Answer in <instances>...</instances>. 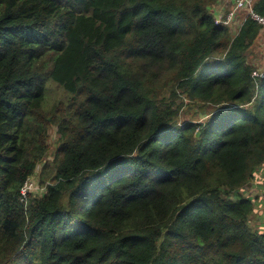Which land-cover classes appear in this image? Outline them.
I'll use <instances>...</instances> for the list:
<instances>
[{"label": "trees", "instance_id": "obj_1", "mask_svg": "<svg viewBox=\"0 0 264 264\" xmlns=\"http://www.w3.org/2000/svg\"><path fill=\"white\" fill-rule=\"evenodd\" d=\"M218 1L0 0V264H264V26Z\"/></svg>", "mask_w": 264, "mask_h": 264}, {"label": "rangeland", "instance_id": "obj_2", "mask_svg": "<svg viewBox=\"0 0 264 264\" xmlns=\"http://www.w3.org/2000/svg\"><path fill=\"white\" fill-rule=\"evenodd\" d=\"M234 8V6L227 12L229 13L230 11H232V9ZM226 13V14H227ZM224 14V15H226ZM236 28V26H235ZM256 47H257V43L255 44V46L253 47V49L251 50V54L250 56H252L253 54V51L256 50ZM252 59V58H251ZM264 68V65L261 66V67H256L257 71H262ZM264 74V72L262 73ZM53 86L52 88V95H51V92H50V86ZM52 81H49L48 83V88L47 89V94H46V101H45V104H44V109L46 111H51L52 108L54 107L55 104H57L59 101L57 100H60V99H66L67 98V95L65 93H62V91H60L58 88H56ZM181 101L179 100L178 101V104H180ZM198 111L199 109L197 107L195 108H191L189 107L188 105H186L182 112H181V116H180V123H185L186 121L190 120V119H194V120H200V121H204L206 120L208 117L206 115H199L198 116ZM55 140H56V133H55V130H52L51 131V142H50V155H54L55 151H56V148H57V144L55 143ZM53 158L52 157H49L47 159V161H52ZM42 168V165H40L38 168H37V171H36V174L31 178L33 179V185L37 186V187H41L40 185V182H39V173H40V170ZM253 186H249L248 188H246L245 190V194L247 196H251V195H254L256 192L254 190H252ZM258 218L257 217H254L252 216L251 217V220L249 222V225L251 227V229L254 231V230H258Z\"/></svg>", "mask_w": 264, "mask_h": 264}, {"label": "crops", "instance_id": "obj_3", "mask_svg": "<svg viewBox=\"0 0 264 264\" xmlns=\"http://www.w3.org/2000/svg\"><path fill=\"white\" fill-rule=\"evenodd\" d=\"M234 2L235 0H219L211 11L215 17L222 16L233 7ZM241 16L244 15L238 14L234 26L238 27V25L240 24V18H242ZM251 58L256 67H261L264 65V29L261 32L260 38L257 41L256 50L253 51ZM251 186H253L252 190L256 192L251 196L255 197L264 195V167L259 170L258 177L251 183Z\"/></svg>", "mask_w": 264, "mask_h": 264}, {"label": "built area", "instance_id": "obj_4", "mask_svg": "<svg viewBox=\"0 0 264 264\" xmlns=\"http://www.w3.org/2000/svg\"><path fill=\"white\" fill-rule=\"evenodd\" d=\"M253 2L254 0H235L234 5H233L234 8L232 9V11H230L226 15H222L221 17L215 18V23L217 25L220 24L222 26H226L232 29L238 14H244L246 17L250 15L253 20L257 21L260 25L264 26V16H260L254 12ZM243 21H241L240 25H238L239 28L243 24ZM263 72H264V69L262 71L256 70L253 73V77L264 76V74H262ZM32 183H33V180L30 179L25 184L24 188L22 189L23 197L26 196L27 191L35 188V185H33Z\"/></svg>", "mask_w": 264, "mask_h": 264}, {"label": "clouds", "instance_id": "obj_5", "mask_svg": "<svg viewBox=\"0 0 264 264\" xmlns=\"http://www.w3.org/2000/svg\"><path fill=\"white\" fill-rule=\"evenodd\" d=\"M244 15V14H243ZM218 17H221V16H218ZM215 18H217V17H215ZM240 22H241V18H240ZM239 22V23H240ZM240 25V24H239ZM240 28L239 27H236L235 28V26H233V28L231 29L233 32H235V33H237L238 32V30H239Z\"/></svg>", "mask_w": 264, "mask_h": 264}]
</instances>
